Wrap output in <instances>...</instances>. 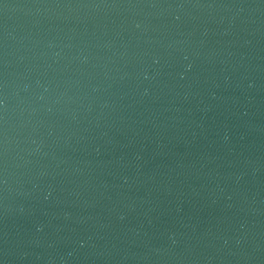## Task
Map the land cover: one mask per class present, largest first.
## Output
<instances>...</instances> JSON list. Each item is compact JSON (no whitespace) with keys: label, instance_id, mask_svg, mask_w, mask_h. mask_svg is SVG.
<instances>
[{"label":"water","instance_id":"95a60500","mask_svg":"<svg viewBox=\"0 0 264 264\" xmlns=\"http://www.w3.org/2000/svg\"><path fill=\"white\" fill-rule=\"evenodd\" d=\"M0 264H264V0H0Z\"/></svg>","mask_w":264,"mask_h":264}]
</instances>
